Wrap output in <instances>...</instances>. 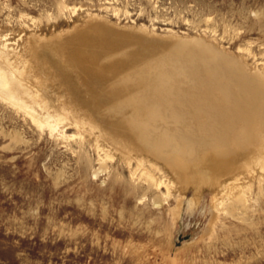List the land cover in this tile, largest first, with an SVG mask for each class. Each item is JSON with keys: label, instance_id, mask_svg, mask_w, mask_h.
I'll return each instance as SVG.
<instances>
[{"label": "rangeland", "instance_id": "374dc122", "mask_svg": "<svg viewBox=\"0 0 264 264\" xmlns=\"http://www.w3.org/2000/svg\"><path fill=\"white\" fill-rule=\"evenodd\" d=\"M54 42L67 52L96 53L97 65L117 69L80 78L70 73L65 80L75 84L67 88L58 77L44 91L55 106H75L78 121L104 126L110 138H99V129L85 131L72 115L52 133L41 130L0 101V264H264V172L258 159L246 174L242 167L245 159L264 157V76L258 73L264 70V0H0V49L7 45L10 57ZM246 87L253 89L250 102L259 100L251 116L262 119L255 145L237 155L236 171H220L217 161L207 160V148L184 159L162 142L152 150L121 128L153 106L163 115L157 132L205 126L209 113L199 105L183 119L169 112L179 108L185 90L216 101L223 89L247 106L239 100L248 96ZM92 104L105 110L95 112ZM242 127L237 119L229 135ZM180 166L184 173L205 170L210 183L197 194L177 179ZM218 176L241 180L244 199L218 196Z\"/></svg>", "mask_w": 264, "mask_h": 264}, {"label": "bare ground", "instance_id": "6f19581e", "mask_svg": "<svg viewBox=\"0 0 264 264\" xmlns=\"http://www.w3.org/2000/svg\"><path fill=\"white\" fill-rule=\"evenodd\" d=\"M55 36H56V34H55ZM59 36H61L60 33H59ZM69 36H71V35H69ZM51 38H52V36H51ZM62 38L65 39V37H63V35H62ZM45 39L46 38H44V40ZM29 40H30V37H29ZM33 41H35V40H33ZM33 41H31V42H33ZM59 41H62V40H59ZM192 42L200 43L201 41L194 39V40H192ZM36 43L37 42L35 41V44ZM61 45L62 44L59 42H57V43L54 42V45H50V44L49 45L46 44L44 46H42V45L41 46L40 45L39 46L29 45L27 48V56L26 57L19 56V54L15 55L13 57H10V53L7 50V48H8L7 45H4L3 48L0 49V101H1V103L4 102L6 105H8L12 109H14L17 113L22 112L24 114V116L26 115L31 119L32 123L35 124L37 126V128H39L41 130L48 129L51 133L54 132L60 124L64 123V121L69 119L70 116L72 115L73 111H77L78 109L75 108V106L70 107V106H73L70 104V102H69L70 106H68L67 103H63V102H62V105H59V106H55V104H52L51 103L52 100L50 102L49 99L46 97L47 94L44 95V91L47 88V84L49 81L54 82L55 80L58 79V77H60L64 80L63 85H65V87L69 88L68 86L71 85V83L68 85L69 81L67 82L65 79L67 76H70L69 75L70 73L71 74L75 73L77 75L79 74L78 77L80 78L81 74H84V76H85V73L87 74L88 72H89V76H90V74L100 76V75H105V74L108 75V73L114 74V71L115 70L117 71V69H115L111 64L109 66H107L108 68H106V66H105L106 63H104L105 65H103V67L97 65L96 60H100V59H96L97 58L96 53H86L85 51H83V49H79V48H74L72 52H67L64 48H62ZM115 54H117V53H115ZM120 55L122 56V54H120ZM120 55H118V58L121 57ZM110 56H112V55H110ZM107 57H106V60H109V58H111V57H109V58H107ZM226 57H224V58H226ZM103 60H105V56H104ZM113 60H115V59H113ZM123 60L125 61V59H123ZM100 62H102V61H100ZM118 62H119V60H118ZM123 64H125V63H123ZM125 69H126V67H125ZM123 71L124 70L122 69L121 72H123ZM119 72L120 71H118V73ZM258 73L260 75L264 76V70L259 71ZM120 74H118V75L121 76ZM122 74H124V73H122ZM84 76H83V79H84ZM231 77L233 78V76H231ZM115 78H116V75H115ZM72 79L73 78H71L70 82H72ZM110 79H107L108 83L110 82L109 81ZM124 79L126 80L125 77H124ZM158 79H159L158 84L160 87H162L164 89H167L169 87V82L167 81V78H165V77L161 78L160 77ZM236 80H238V82L240 81L239 79H236ZM73 81H75V80L73 79ZM84 81H82V83ZM111 81H112V79H111ZM129 81L131 82V80H129ZM231 81H232V79H231ZM121 82H123V81H121ZM242 83H243V79H242ZM244 83L246 84L245 80H244ZM73 84H75V83L73 82ZM234 84H235V79H234ZM248 84H249V82H248ZM114 85H116V84H114ZM125 85H123V84L121 86L117 85L119 87L118 88L119 93L120 92H121V94L123 93V87ZM236 86L234 85L235 88H236ZM239 86H241V85H239ZM249 86H251V84ZM80 87L81 86H79L78 88L80 89ZM114 87H116V86H114ZM220 87H219V89H220ZM248 87H246V90H248L247 91L248 93L245 92L246 90L243 91L244 93H241L242 90H239V91H241L240 92L241 95L246 94V93L248 94V96H246V97L243 95L244 97L243 96H242L243 98L240 97L239 100L242 99V101L245 100L247 102H250V97H252V96L249 97V94H250L249 89L250 88L252 89V87L247 89ZM78 88H76V89H78ZM222 88H223V86H222ZM238 88H240V87H238ZM241 88H244V86ZM56 89H57V87H56ZM76 89L74 90V92L76 91ZM125 89H124V91L126 92ZM254 89H255V87H254ZM50 90L51 89H49V91ZM130 90H129V92L132 91V90L131 91ZM187 90H185V92L182 93L183 96L181 98H178L179 101H176L179 104V108L178 109L174 108L175 110L171 108L172 110H170L169 112H174V113L178 112L179 118L183 119V116H185V111H187L186 109L191 110L195 106L199 105V106H201V108L204 107V109H203L204 112L209 113L208 117H210V120H209V122L206 123L205 126L203 125L201 127H194L193 125L192 126L189 125L187 128L183 129L181 133H169L167 130H162L160 132H157V130L155 129L156 123L160 122L161 119H163V115L159 114L157 108L155 106H153L147 110V112H146L147 116L145 118H143V119L133 118L132 120H130V122L126 121V123H124V124L121 123L123 125V126L121 125V128L125 132H129V134L130 133L134 134L137 137V139H139L141 144L148 146V148H150L152 150H156V147H155L156 144L159 142H162L165 146V149H167L170 152L174 151V155H176L177 157H178V155L179 156L183 155L184 159L187 157L190 158L199 149L207 148L208 153L205 154L207 160L210 163L211 162L216 163V161H217L218 166H219L218 169H220V171H225V170L226 171L227 170L228 171H236L238 169V167H235L234 164L236 163L235 160H236L237 155L239 153H241L242 150L244 151L245 149H247V148L249 149V147L255 145L254 143H256V141H257L258 126H259V123L261 122L262 117H260V115H254L256 117H252L251 112L253 111V107H252L253 104H255L254 105V107H255L257 105L256 103H258L259 100H258V102H254V103H253V101H251L252 103L250 102V104L246 103L248 106L247 107L246 105H244L245 103H241V105H239L238 102H240V101H238V99L236 100L237 97L235 98L234 97L235 95H232V93L229 94V92L224 91V90H226L225 87H224V90L221 89L222 90L221 96L216 101L215 100L210 101L209 99L205 100L203 97L200 96V94H197L194 89H191L190 93ZM51 91H53V90H51ZM70 91H72V90H70ZM252 91H253V89H252ZM254 91H256V93H257L256 89ZM64 92H65V90H64ZM237 92H238V89H237L236 93ZM67 93H69V92H67ZM71 93H73V92H70V94ZM256 93L253 94L255 98L257 96ZM115 94L118 95V93H115ZM238 94H239V92H238ZM72 95H75V94H72ZM68 96H69V94H68ZM87 96H89V95H87ZM55 97H57V96H55ZM65 97H66V95H65ZM131 97L133 98V96H131ZM89 99L91 102L92 99L91 98H89ZM256 100L254 99V101H256ZM119 101L120 100H118V102ZM53 103H54V99H53ZM122 104H123V102H122ZM130 104L131 103H128L127 105H130ZM93 105L94 104H92L91 109H93L95 112L99 111V110H105V109H101V106L98 107L99 105L96 108L93 107ZM124 106H126V105H124ZM88 107H89V105H88ZM78 108H79V106H78ZM258 108H260V107H258ZM88 111H89V109H88ZM90 112L91 111H89V113ZM188 112H189V110H188ZM257 112H258V109H257ZM81 113L82 112H80L79 115L82 116ZM74 114L77 115V113H74ZM71 117H73V118L72 119L70 118V120H74V123L76 125L82 126L84 129H85V126H87L85 131L88 130L87 132L92 133L93 131H96L95 129H99L98 130L99 134H100L99 138L105 139L104 141H107L106 138L107 139L110 138L109 137L110 135L108 133H106V131L104 132V130L100 129L101 126L98 128L96 126V124H93L92 122H86L83 120L78 121V118H76V116H74V115H72ZM89 119H90V117H89ZM237 119H241L243 121V127L237 132L238 134L235 133V135L230 136L231 134L229 135V130H231L230 128L233 126V124L236 122ZM70 120H68V121H70ZM90 120H92V119H90ZM103 127H101V128H103ZM115 132H114V135L119 133V132H116V133ZM112 134L113 133H111V135ZM119 138H120V136H119ZM123 138H125V137H123ZM111 139H112V137H111ZM97 140L99 141V139H97ZM111 142H113V141L111 140ZM137 142H138V140H137ZM110 144H113V143H110ZM125 144H127V143H125ZM130 144H131V142H130ZM120 145H122V144H120ZM123 147L125 150V146H123ZM131 147H134V146L130 145V148ZM127 148H128V146H126V150H127ZM110 149H112V148H110ZM119 149L117 148L116 150L119 151ZM122 149H120V151L123 152ZM163 150H164V148H163ZM158 151H159V149H158ZM107 153L105 155H107ZM107 156H109V155H107ZM240 156H242V155H240ZM263 156H264V154H263ZM124 157H125V159L130 160V158L132 156H130L128 154V152H125ZM135 159H137V158H135ZM257 159H258V161H256ZM141 161H139V165H142ZM255 161H256V163H255ZM241 162H243L242 159H241ZM244 162L245 163L243 164L242 167L245 170V172H244L245 174H246V172H248L250 170L251 165L253 163H255V165L258 164L259 167L262 169V173L264 172V157H259V155H258L257 157L256 156L251 157L249 160L245 159ZM239 164H240V162H239ZM179 165H182V164H179ZM142 167H143V165H142ZM183 167H185V165ZM183 167H181L180 170H182ZM256 170H257V168H256ZM204 171L205 170L191 168L188 171H186L185 173L182 170L181 173L182 172L184 173L182 175H181L180 171H178L177 172L178 173L177 179L183 182L181 184L190 183V184L194 185L197 194H199L201 191L200 190L201 187L204 184L210 183V181H211L210 175ZM143 175H145V176H147V178L151 179V176L149 174L143 173ZM232 181L233 182H228V183L222 182L220 179V176H218V181H216V184H215L216 187L218 188L217 195L220 197H231L236 203L241 202V200L244 199L242 189L244 188L243 186H245V185H243L242 183L238 184L237 182H240L241 180L236 179V178L232 179ZM219 205H222V203H219Z\"/></svg>", "mask_w": 264, "mask_h": 264}]
</instances>
